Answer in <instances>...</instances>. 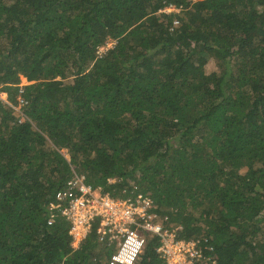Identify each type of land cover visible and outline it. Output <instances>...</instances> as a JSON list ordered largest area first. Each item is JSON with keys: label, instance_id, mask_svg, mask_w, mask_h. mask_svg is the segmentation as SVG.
Listing matches in <instances>:
<instances>
[{"label": "trees", "instance_id": "trees-1", "mask_svg": "<svg viewBox=\"0 0 264 264\" xmlns=\"http://www.w3.org/2000/svg\"><path fill=\"white\" fill-rule=\"evenodd\" d=\"M0 87L26 102L0 99V264H110L48 224L73 172L151 197L209 264H264V0H0Z\"/></svg>", "mask_w": 264, "mask_h": 264}, {"label": "built area", "instance_id": "built-area-1", "mask_svg": "<svg viewBox=\"0 0 264 264\" xmlns=\"http://www.w3.org/2000/svg\"><path fill=\"white\" fill-rule=\"evenodd\" d=\"M177 10L180 11L170 5L160 13L170 15ZM22 93L20 90L24 107ZM18 112L21 122L25 121L22 108ZM55 197L60 205L50 206L48 224L52 225L59 216L68 221L74 249L80 248L96 232L99 242L114 248L111 264H139L151 238L158 240L156 253L163 264H209L211 261L209 252L213 247L204 244L201 238L182 237L183 227L174 223L170 216L159 213L149 196L132 193L126 198H114L74 172Z\"/></svg>", "mask_w": 264, "mask_h": 264}, {"label": "rangeland", "instance_id": "rangeland-1", "mask_svg": "<svg viewBox=\"0 0 264 264\" xmlns=\"http://www.w3.org/2000/svg\"><path fill=\"white\" fill-rule=\"evenodd\" d=\"M178 13H180V11L178 12V10H177V11H174L172 14H178ZM113 47H114V43H113L112 41H109V43L107 44V46L101 48L99 52H101V54H104L108 49H111V48H113ZM217 69H218V67H217V63H215L214 60H211V61L209 62V65H208L207 68H206V71H207V73H212V72H215ZM30 84H33V83H27L26 80L22 78V81H21V83H20L19 86H20V88L22 89L23 86H28V85H30ZM0 88H1V87H0ZM0 99H1L4 103H6L9 107H11L12 109H14V110L17 111V112H18V110H20V109L22 108V106H21V101H20V97H18L19 105H18V106H13V104H11V102L9 101L7 94L1 92V90H0ZM13 107H14V108H13ZM61 153H62L64 156H66V157L68 156V150H62ZM76 173H77V172H76ZM73 174H74V172L72 173V175H73ZM99 243L101 244V246H104L103 244L106 245L105 242H104V243H103V242H99ZM107 248H109V247H107ZM110 248H111V247H110ZM112 249H114V248H112ZM110 264H111V262H110Z\"/></svg>", "mask_w": 264, "mask_h": 264}]
</instances>
